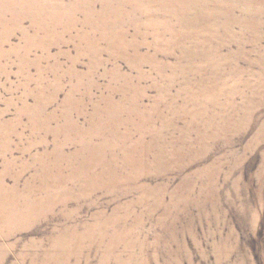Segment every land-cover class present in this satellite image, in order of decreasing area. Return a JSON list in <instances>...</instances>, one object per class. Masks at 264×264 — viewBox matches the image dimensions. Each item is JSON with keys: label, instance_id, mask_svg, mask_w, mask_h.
I'll list each match as a JSON object with an SVG mask.
<instances>
[{"label": "rangeland", "instance_id": "rangeland-1", "mask_svg": "<svg viewBox=\"0 0 264 264\" xmlns=\"http://www.w3.org/2000/svg\"><path fill=\"white\" fill-rule=\"evenodd\" d=\"M0 264H264V0H0Z\"/></svg>", "mask_w": 264, "mask_h": 264}, {"label": "bare ground", "instance_id": "bare-ground-1", "mask_svg": "<svg viewBox=\"0 0 264 264\" xmlns=\"http://www.w3.org/2000/svg\"><path fill=\"white\" fill-rule=\"evenodd\" d=\"M2 199L5 200L6 198L2 195Z\"/></svg>", "mask_w": 264, "mask_h": 264}]
</instances>
